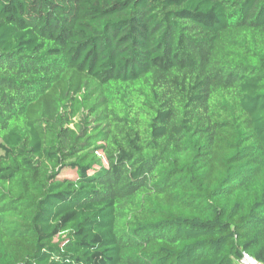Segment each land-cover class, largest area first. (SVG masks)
<instances>
[{
  "label": "trees",
  "instance_id": "trees-1",
  "mask_svg": "<svg viewBox=\"0 0 264 264\" xmlns=\"http://www.w3.org/2000/svg\"><path fill=\"white\" fill-rule=\"evenodd\" d=\"M245 254L264 264V0H0V264Z\"/></svg>",
  "mask_w": 264,
  "mask_h": 264
},
{
  "label": "built area",
  "instance_id": "built-area-1",
  "mask_svg": "<svg viewBox=\"0 0 264 264\" xmlns=\"http://www.w3.org/2000/svg\"><path fill=\"white\" fill-rule=\"evenodd\" d=\"M241 264H260L257 262L253 257L249 256L248 254H245L243 259L240 262Z\"/></svg>",
  "mask_w": 264,
  "mask_h": 264
},
{
  "label": "rangeland",
  "instance_id": "rangeland-1",
  "mask_svg": "<svg viewBox=\"0 0 264 264\" xmlns=\"http://www.w3.org/2000/svg\"><path fill=\"white\" fill-rule=\"evenodd\" d=\"M63 176H68V177H72L75 178L77 176L76 172L74 170L68 169V170H64L63 172Z\"/></svg>",
  "mask_w": 264,
  "mask_h": 264
}]
</instances>
